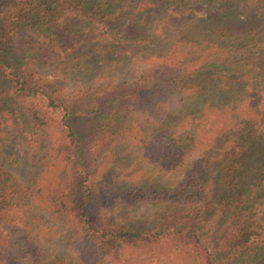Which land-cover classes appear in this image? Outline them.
I'll return each instance as SVG.
<instances>
[{
  "label": "trees",
  "instance_id": "obj_1",
  "mask_svg": "<svg viewBox=\"0 0 264 264\" xmlns=\"http://www.w3.org/2000/svg\"><path fill=\"white\" fill-rule=\"evenodd\" d=\"M200 2L0 0V92L41 154L0 151V264H264V0ZM124 141L161 170L203 152L171 185H118L97 165ZM96 182L156 207L112 223Z\"/></svg>",
  "mask_w": 264,
  "mask_h": 264
},
{
  "label": "rangeland",
  "instance_id": "obj_2",
  "mask_svg": "<svg viewBox=\"0 0 264 264\" xmlns=\"http://www.w3.org/2000/svg\"><path fill=\"white\" fill-rule=\"evenodd\" d=\"M193 10L202 14L204 11L200 8L203 6L197 0H189ZM159 57L151 54L149 56H139L141 65H149L156 62ZM25 110L21 96L14 95L12 91L6 93L0 92V151L5 154L12 165L22 166V170L32 167L36 159H41L40 152L24 140L17 127L15 126L14 117L18 110ZM14 111V113H12ZM122 154L127 156V160L113 165L109 164L111 151L106 152L97 165L99 172L108 182L116 184L134 183L137 181L149 182L150 180L159 181L165 184H173L182 175L184 167L196 156L203 152L199 146L193 147L192 150L183 158L182 162L172 170L158 169L153 163L147 160L144 151L132 142L124 141L120 145ZM95 181H92L94 183ZM95 184V183H94ZM102 186L96 182L95 194L97 202L102 203L106 208V214L112 223H121L131 219H141L150 214L156 205H144L137 211L125 209L120 203L109 205L106 199V192Z\"/></svg>",
  "mask_w": 264,
  "mask_h": 264
}]
</instances>
